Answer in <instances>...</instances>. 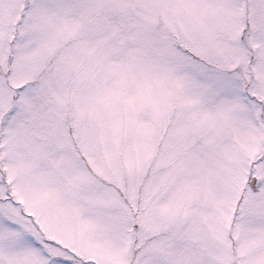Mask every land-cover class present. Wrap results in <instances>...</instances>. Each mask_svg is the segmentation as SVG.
Listing matches in <instances>:
<instances>
[{
  "label": "snow or ice",
  "instance_id": "obj_1",
  "mask_svg": "<svg viewBox=\"0 0 264 264\" xmlns=\"http://www.w3.org/2000/svg\"><path fill=\"white\" fill-rule=\"evenodd\" d=\"M0 264H264V0H0Z\"/></svg>",
  "mask_w": 264,
  "mask_h": 264
}]
</instances>
